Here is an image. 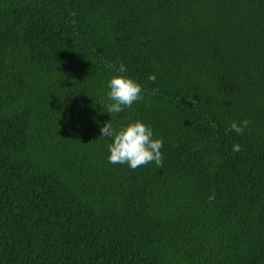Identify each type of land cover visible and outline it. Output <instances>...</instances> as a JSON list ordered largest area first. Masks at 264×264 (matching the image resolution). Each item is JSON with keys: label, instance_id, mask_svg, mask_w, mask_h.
Segmentation results:
<instances>
[{"label": "trees", "instance_id": "16d2710c", "mask_svg": "<svg viewBox=\"0 0 264 264\" xmlns=\"http://www.w3.org/2000/svg\"><path fill=\"white\" fill-rule=\"evenodd\" d=\"M111 119L163 166L110 163ZM0 264H264V0H0Z\"/></svg>", "mask_w": 264, "mask_h": 264}, {"label": "clouds", "instance_id": "9594fccd", "mask_svg": "<svg viewBox=\"0 0 264 264\" xmlns=\"http://www.w3.org/2000/svg\"><path fill=\"white\" fill-rule=\"evenodd\" d=\"M119 75L113 76L109 83L107 99L110 103L103 105L113 117L114 114L122 113L126 108H131L136 102L144 99L143 86L136 82L133 78L124 75L127 69L121 63ZM156 76H149L150 81H155ZM250 121L244 119L240 122L232 121L230 130L237 134H243L244 130L249 126ZM100 138H111L112 142L108 145V160L112 164H127L131 170H136L149 163H155L159 168L163 166V148L162 138H154L153 128L142 120L133 121L127 125L121 126L119 130L115 129L112 119L105 123L101 128ZM233 151H241L240 144L233 145ZM215 198V193L209 196L211 202Z\"/></svg>", "mask_w": 264, "mask_h": 264}]
</instances>
